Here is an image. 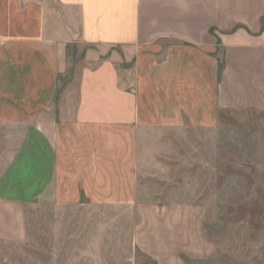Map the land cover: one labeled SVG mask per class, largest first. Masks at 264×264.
<instances>
[{"label":"crops","instance_id":"crops-1","mask_svg":"<svg viewBox=\"0 0 264 264\" xmlns=\"http://www.w3.org/2000/svg\"><path fill=\"white\" fill-rule=\"evenodd\" d=\"M263 24L264 0H0V239L26 204H135L165 133L264 110Z\"/></svg>","mask_w":264,"mask_h":264},{"label":"rangeland","instance_id":"rangeland-1","mask_svg":"<svg viewBox=\"0 0 264 264\" xmlns=\"http://www.w3.org/2000/svg\"><path fill=\"white\" fill-rule=\"evenodd\" d=\"M141 170L132 205L21 207L0 264H264L263 109L165 133Z\"/></svg>","mask_w":264,"mask_h":264}]
</instances>
